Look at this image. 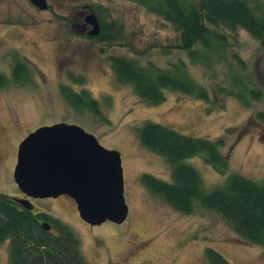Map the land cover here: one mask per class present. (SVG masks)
<instances>
[{"label": "rangeland", "instance_id": "374dc122", "mask_svg": "<svg viewBox=\"0 0 264 264\" xmlns=\"http://www.w3.org/2000/svg\"><path fill=\"white\" fill-rule=\"evenodd\" d=\"M46 1L48 9L40 10L29 0H0V69L11 80L14 55L23 60L25 69L29 68L26 82L0 88V132L6 130L9 141L16 142L41 126L64 122L96 135L103 146L121 153L129 214L122 224L106 221L91 226L69 197L40 199L35 205L52 221L58 219L72 228L81 241L86 264H210L208 247L224 253L233 264H264L263 246L241 238L216 212L197 209L184 213L152 194L141 182L143 174L170 181L171 169L165 157L146 148L138 137V130L148 121L198 137L224 136L221 151L228 158L227 171H218L203 156L185 159L200 172L205 189L223 184L230 173L261 181L264 124L255 123L243 133L238 129L247 126L254 113L264 111V101L251 108L235 96L214 97L215 84L222 82L223 67L207 72L203 63L192 64L189 52L176 48L179 33L172 25L135 2ZM91 14L104 26L114 23L122 28L124 41L99 43L91 39L87 32L92 26L86 23ZM83 25L89 28L86 32ZM230 39L232 49L250 64L261 63L263 75L260 43L242 30L230 34ZM112 55L153 61L159 67L183 59L192 77L210 87L212 99L168 91L160 104L143 101L130 85L117 80L108 59ZM69 75L83 76L85 82L73 84ZM61 85L89 90L100 101L104 119L72 108L62 95ZM228 129L232 131L226 134ZM12 190L10 187L6 192ZM5 250L0 248L4 256L8 243Z\"/></svg>", "mask_w": 264, "mask_h": 264}, {"label": "trees", "instance_id": "16d2710c", "mask_svg": "<svg viewBox=\"0 0 264 264\" xmlns=\"http://www.w3.org/2000/svg\"><path fill=\"white\" fill-rule=\"evenodd\" d=\"M127 1L137 3L171 24L179 33L176 48L189 52L192 64L203 63L209 70L207 72H216L223 67L222 82L215 84L214 97L218 94L235 96L251 108L264 101L261 63L250 64L232 49L230 41V34L242 30L259 42L264 51L263 0ZM98 20L101 33L96 37L90 36L91 39L99 43L121 44L124 41L122 28L114 23L104 26L99 17ZM13 58L11 80L0 69V88L27 81L29 68L25 69L18 55ZM108 59L117 80L130 85L143 101L160 104L168 91L205 101L212 99L210 87L192 77L189 64L183 59L166 67L130 56L112 55ZM69 79L77 85L85 82L83 76L69 75ZM61 92L75 110L93 112L104 119L100 101L89 90L76 91L73 85H61ZM106 103L110 105V100ZM255 123L264 124V111L254 113L248 125L238 130L246 132ZM226 131L227 134L232 129ZM138 137L146 148L165 157L171 169L170 181L143 174L141 182L152 194L184 213H193L197 209L214 211L241 238L260 244L264 249V179L256 181L239 173H230L223 184L207 191L200 172L185 162L187 158L203 156L218 171H227L228 158L221 151L225 144L224 136L217 139L198 137L148 121L138 130ZM41 219L51 220L48 214L33 213L8 196L0 199V242L8 240L9 264H86L80 250L81 241L72 228L55 219L52 231H47ZM206 256L210 264H233L224 253L214 248L208 247Z\"/></svg>", "mask_w": 264, "mask_h": 264}, {"label": "water", "instance_id": "95a60500", "mask_svg": "<svg viewBox=\"0 0 264 264\" xmlns=\"http://www.w3.org/2000/svg\"><path fill=\"white\" fill-rule=\"evenodd\" d=\"M29 1L40 10L48 9L46 0ZM86 23L93 27L90 36L100 35L95 14ZM14 179L28 197L71 196L80 217L92 226L106 221L122 224L129 214L121 153L106 148L77 124L61 122L31 132L20 144ZM12 199L28 210L34 208L29 198ZM43 227L51 228L48 222Z\"/></svg>", "mask_w": 264, "mask_h": 264}, {"label": "flooded vegetation", "instance_id": "af4514ba", "mask_svg": "<svg viewBox=\"0 0 264 264\" xmlns=\"http://www.w3.org/2000/svg\"><path fill=\"white\" fill-rule=\"evenodd\" d=\"M82 29L84 30V32H86V30H88L89 28L87 27V25H83ZM92 29H93V27H92ZM90 31L87 32L88 36H90L89 35ZM5 132H6V130H4L3 132H0V199L4 198L5 196H8V197L11 198L12 201L17 203L19 206L23 207L20 203H18L15 200H13L12 197L29 198L31 200V202L34 204V208L32 210H30V211H32L33 213H36V214L45 213L43 211H40V208H38L35 205V201L36 200H40L41 198L28 197L24 192H22L19 189V187H18V185H17V183L15 182V179H14V173H15L16 165L18 163V158H19V147H20V144L22 143V141L31 132L28 133L27 135H25L23 138H20L16 142H10L8 135L5 136ZM10 187L13 189L11 191L13 193H11V192L7 193L6 192V190L10 189ZM59 197H69L72 200H74L71 196H69L67 194L60 195ZM43 199H52V198H43ZM40 222H41L42 225H43L44 222H48L50 224L51 228L50 229H46V230L47 231H52V225H53L52 220H43V219H41ZM140 242H142V241H139L137 243H140ZM5 243H8V240H4V241L0 242V248L3 247V252L4 253L7 252L6 250L4 251ZM139 247L143 248V245H140ZM0 264H9V253H7L4 256L2 254V252L0 251Z\"/></svg>", "mask_w": 264, "mask_h": 264}]
</instances>
